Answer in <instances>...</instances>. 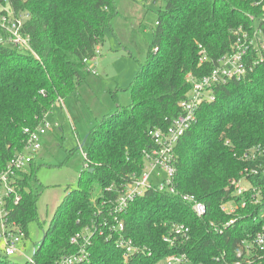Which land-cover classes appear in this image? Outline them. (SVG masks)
<instances>
[{
	"label": "trees",
	"instance_id": "obj_1",
	"mask_svg": "<svg viewBox=\"0 0 264 264\" xmlns=\"http://www.w3.org/2000/svg\"><path fill=\"white\" fill-rule=\"evenodd\" d=\"M11 3L16 11L30 15L24 30L37 57L0 46V172L13 155L24 150V129L45 121L58 97L74 96L89 74V61L103 45L106 27L117 36L112 22L119 15L116 0ZM137 27L140 32L145 28L142 23ZM153 27L145 47L137 43L134 31L118 33L131 46L124 45L132 57L131 48L142 56V60L134 58L139 60V70L129 87L131 103L117 106L97 121L82 146V140L78 141L84 163L77 185L67 190L56 207L32 253L33 263L23 264H53L75 249L71 235L108 218L116 188L140 171L143 151L152 146L149 130L165 127L180 112L178 103L190 86L187 73L201 77L220 56L233 52L239 29L264 37V0H164ZM201 49L208 60L198 65ZM174 151L175 186L205 203V215L197 217L178 195L148 190L130 202L122 215L124 236L144 249L143 254L135 253L126 261L114 240L105 239L103 230V235L94 236L90 261L85 264H154L177 252L186 253L191 264L211 263L224 252L229 260L235 258L234 248L264 222V60L243 78L216 88L215 100L200 105L195 122ZM246 153H254V159H245ZM34 158L28 172L18 170L12 176L19 201L7 198L4 204L5 223L14 222L25 238L28 223L36 219L40 194L31 170ZM243 174L258 190L257 201L251 202L253 193L247 192L244 207L233 214L222 212L223 201L232 198L239 203L242 198L233 193L231 181ZM231 218L236 221L225 225ZM175 222L188 225L190 237L170 247L162 236ZM0 264L15 263L0 253Z\"/></svg>",
	"mask_w": 264,
	"mask_h": 264
},
{
	"label": "built area",
	"instance_id": "obj_2",
	"mask_svg": "<svg viewBox=\"0 0 264 264\" xmlns=\"http://www.w3.org/2000/svg\"><path fill=\"white\" fill-rule=\"evenodd\" d=\"M26 11H16L11 0H0V46H10L21 51H29L35 57L36 54L30 47V35L24 30V24L29 19ZM235 46L231 53L223 54L213 63L212 69L196 77L191 73H187V80L190 83L184 98L178 103L180 112L171 116L167 120L165 127L155 126L149 130V138L152 140V146L143 151V160L141 169L138 173H134L122 185L116 188V194L110 201V211L108 218H102V214H98L102 219L97 223L92 222L85 225L78 232L70 236V244L74 246V250L62 254L53 264H85L90 261L89 248L92 245L95 235H103L106 230L105 239H113L115 246L122 251L124 259L133 256L135 253H142L141 249L129 237L124 236L125 225L122 222V215L126 212L128 204L137 197L143 195L148 190L163 191L171 196L178 195L181 200L188 204L195 215L199 218L203 217L207 211L205 203L198 200L193 194L181 193L175 186L176 176V156L175 146L179 138L188 130L195 122L196 112L200 105L205 102L215 100L216 88L219 85L235 79H240L251 73L253 68L264 60V42L255 31L249 36L248 33L242 32L240 29L235 31ZM253 50L254 54H250ZM100 52L99 48L96 53ZM199 64L208 60L206 52L201 49L198 52ZM42 90L40 91V93ZM57 103L63 107V98L58 97ZM55 102V103H56ZM52 129L46 121L35 126V128L24 129L27 134L25 147L9 160L5 169L0 172V215H1V231L0 246L2 253L6 256H13L20 252L19 246L24 244L25 233L14 222L9 225L5 223L6 209L4 204L7 198H11L14 203L20 199V195L14 191L12 184L13 177L18 170H23L31 162L32 156L38 152L41 147V138ZM245 159H254V153L244 154ZM256 173V171H254ZM246 174L238 180L231 181L236 196H242L239 203L230 198L223 201L220 209L222 212L233 214L239 206L246 205L245 194L253 193L250 196L251 202L258 199V190L252 188L248 182L247 186L241 184V178L246 179ZM247 180V179H246ZM248 181V180H247ZM111 190V188H109ZM252 198V199H251ZM236 219L231 218L225 225H231ZM212 223H210L211 225ZM215 231H220L218 227ZM163 240L170 247L177 243H182L189 239V227L183 222L172 223ZM36 249L34 246L32 253ZM235 258L229 260L226 253L216 256L211 263L204 264H261L264 262V222L249 237L242 239L240 245L233 250ZM31 253V256H32ZM150 256V252L145 253ZM28 259V263H33V257ZM154 264H191L186 253L177 252L167 254L160 258Z\"/></svg>",
	"mask_w": 264,
	"mask_h": 264
},
{
	"label": "rangeland",
	"instance_id": "obj_3",
	"mask_svg": "<svg viewBox=\"0 0 264 264\" xmlns=\"http://www.w3.org/2000/svg\"><path fill=\"white\" fill-rule=\"evenodd\" d=\"M116 6L119 15L112 23L117 36L106 27L100 54L87 65L90 69L85 80L78 85L74 96L63 99V107L56 102L46 116L45 121L54 130L49 129L43 146L34 154L31 168L40 192L35 203L36 219L28 223L20 252L8 257L15 264H23L30 258L65 193L77 185L84 158L75 133L83 140L104 115L117 106L127 107L131 103L129 87L139 70V60L135 59L142 60V56L131 48L132 57L124 47L130 45L118 33L126 35L125 32L134 31L137 43L145 47L151 41L154 20L164 0H116ZM139 23L145 27L141 32L137 27ZM258 36L264 42V37ZM58 128L61 134L56 136ZM28 169L27 165L23 171L28 172ZM241 184L247 186L248 181L241 178ZM1 249L0 246L3 254Z\"/></svg>",
	"mask_w": 264,
	"mask_h": 264
},
{
	"label": "crops",
	"instance_id": "obj_4",
	"mask_svg": "<svg viewBox=\"0 0 264 264\" xmlns=\"http://www.w3.org/2000/svg\"><path fill=\"white\" fill-rule=\"evenodd\" d=\"M100 50H101V48H100ZM91 61H92V60H91ZM91 61H89V62H91ZM53 130H54V129H53ZM48 131H49V130H48ZM48 131H47V133H48ZM47 133H46L45 135H43L42 143H43V141L45 140ZM59 134H61V128H58V130L55 131V135H56V136H59ZM75 134H76L77 140L79 141V138H78L77 133H75ZM79 145H80V144H79ZM42 146H43V144H42Z\"/></svg>",
	"mask_w": 264,
	"mask_h": 264
},
{
	"label": "water",
	"instance_id": "obj_5",
	"mask_svg": "<svg viewBox=\"0 0 264 264\" xmlns=\"http://www.w3.org/2000/svg\"><path fill=\"white\" fill-rule=\"evenodd\" d=\"M86 136H87V135H85V137H84L83 140L81 141L82 143H81L80 146H82V145L85 143L84 141H85V139H86ZM89 170H91V169H89Z\"/></svg>",
	"mask_w": 264,
	"mask_h": 264
}]
</instances>
